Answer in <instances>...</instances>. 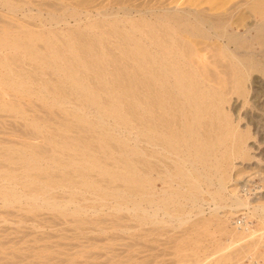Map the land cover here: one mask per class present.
Returning a JSON list of instances; mask_svg holds the SVG:
<instances>
[{
    "label": "bare ground",
    "instance_id": "1",
    "mask_svg": "<svg viewBox=\"0 0 264 264\" xmlns=\"http://www.w3.org/2000/svg\"><path fill=\"white\" fill-rule=\"evenodd\" d=\"M50 2L0 0L9 20L17 19L18 14L36 20L12 18L17 23L0 24V114L9 109L23 117L31 111L32 116H25L33 118H21L25 122L16 126L18 130L12 128L18 134L14 132V139L3 138L9 131L0 137V144H7L0 146V180H22L24 187L34 191L27 197L35 200L31 206L40 200L37 193L50 187L74 182L66 202L74 203L75 199L80 201V196L75 197L77 192L91 194L107 180L116 182L109 193L100 189L97 193L101 200L110 201L108 196H112L116 201L113 215L121 220H108L123 222L122 217L127 215L125 220L136 222H129L135 225L133 228L145 230L139 234L135 229L147 242L154 241L156 234L166 235L164 244L160 242L162 250L156 255L152 252L153 257L171 255L175 262L186 264L205 248L199 244L213 232L228 235L227 245L238 247L233 253L214 257L209 264L256 255L257 248L264 245V204H247L234 188L228 189L234 160L249 159V129L233 124L226 104L233 95L245 101L250 84L254 94H261L258 105H264V83L253 75L264 70V0H159L137 17L131 16L132 6H123L119 9L125 29L115 23L88 26L91 30L100 27L99 32L83 31L79 22L62 29L59 24L65 25L66 18L77 13L76 4L62 2L57 6ZM43 6L48 9L42 15ZM113 18L106 11L102 15V21ZM6 113L1 116H8ZM13 114L9 112L11 118ZM18 117L14 120L17 123ZM106 151L114 155L111 163ZM5 160H12L22 171L2 170ZM44 163H53V169L47 171ZM0 193L4 202L16 195L13 188ZM204 194L214 203L212 218L200 215L204 211L199 207V217L195 212L196 219L190 221V209ZM218 208H225L222 215L220 209L217 214ZM119 209L135 219H127L129 213H117ZM238 214L249 219L259 217V227L255 226L257 230L261 226V233L253 234L256 228L249 231L250 226L241 231L235 225L227 227L222 216ZM127 221L120 223L121 228ZM157 221L164 224L150 226ZM164 225L171 226L172 231L165 230ZM137 239L134 242L131 238L134 243L129 240L127 245L125 241L126 247L122 243V253L134 245L135 250L143 247L144 242ZM216 239L211 241L213 249L223 245ZM129 253L119 258L120 263L128 264L137 257L130 249ZM119 260L116 258L115 264ZM142 262L155 264L150 258Z\"/></svg>",
    "mask_w": 264,
    "mask_h": 264
},
{
    "label": "rangeland",
    "instance_id": "2",
    "mask_svg": "<svg viewBox=\"0 0 264 264\" xmlns=\"http://www.w3.org/2000/svg\"><path fill=\"white\" fill-rule=\"evenodd\" d=\"M25 1H27V0H25ZM65 1L67 2L68 0H52V2H50V4L52 3L53 5H57V6H60L62 2H64L65 4H71V5L73 4L74 6L76 4L75 7L77 9V13L72 17H69V18L67 17L66 21H68V23H65V25H64V22H62V24H59V26L62 29H64L65 27H67V28L71 27V25L74 26L75 24H77V22H79V23H81L79 28H83V31L88 32L90 30L91 32H99V31H101L100 27H95L91 30L88 28V26L95 24L97 22L98 23H100V22L101 23H109L110 25H113V23H115L120 28H122V30H124L125 29V27H124L125 22H124L123 13L121 10L123 6H129V7L132 6L133 9H131V16L137 17L138 13L141 12V10H146L151 6L153 7L155 5L154 2L157 3V1H159V0H83V1L79 0L82 4L77 0H73L75 2H73L72 0H69L67 3ZM70 1H72L73 3ZM76 1L81 5L80 6L77 5ZM162 1H164V0H162ZM29 5L30 6L32 5V7H33L32 3H30ZM145 7H147V8H145ZM119 8H121V9H119ZM47 9H48V7L46 6L45 10H43V12L41 11L42 15H43V13H45V11ZM0 10H1L0 12H2V10L4 11L3 8L2 9L0 8ZM34 11H35V9L31 10V12H33V13H34ZM101 11H102V13H100ZM105 11L114 15L115 18L102 21V15L105 13ZM4 12H6V10ZM4 12H2V13H4ZM2 13H0V15H1L0 16V21H1L0 24L4 25V26H5V23L7 25V22H8V24H10V23L15 24V22L20 21L21 18L23 20H27L29 22H35L36 23V20L26 19V18L22 17V14H18V13H17L18 14L17 19H18V16L21 15V16H19L20 19L17 20L15 17H12L14 20H16L14 22V20L12 18L10 20L8 19L9 16L7 14L4 13L5 16H3L4 14H2ZM107 17L108 16H105V18H107ZM4 20H6V21H4ZM18 24H19V22H18ZM57 28H58V26H57ZM110 46L112 47V45H110ZM38 67L40 69H42L43 65L39 64ZM263 71H264L263 69H260L259 72L258 71L253 72V75L255 74L264 83V72ZM259 95H261L260 92L258 94H254V90L251 88V85L249 84V93H248L247 99L245 101H243V99H241V98L237 99L236 96L233 95L230 102L227 103L228 105L226 104V110L229 111V114L231 113L230 116H231V119L233 121V124L238 126L237 127L238 129H244V130L249 129V131H247L248 135H249V139H248L247 145H246L247 151L249 152V159L234 160L233 165H235V166L231 171V181L227 184V186H228V189H230V190H231V188H234V190H235L234 193L237 194L238 196H240L241 198H246L247 199L246 202H249L247 204H250V205H255V203L257 204L260 201H262V203L264 204V105H261V104L258 105L259 100H262V97H260ZM37 102H38V104H41V103H39L40 102L39 100ZM56 109L57 108H55V110ZM8 110H5L4 112L6 113ZM4 112H3V110H1L0 131L2 129L3 130L5 129V130H4V132L3 131L0 132V137L6 133L5 131H9V133L10 132L13 133L12 135H11V133L10 134L6 133L5 137H3L5 139L7 137H9L10 139L11 138L14 139V132L16 135H18L16 133V131H14V129L18 130V128H16V126L18 125V127H19V125L23 124L22 123L23 121L25 122V120H22L21 118L25 117L26 120H27V118L28 119L31 118L27 121L33 120L32 117H29V116H32L30 114L31 111L30 112L27 111V113L30 114L28 117H26L27 113H25L26 116L23 115V117H20V114L16 115L15 112L10 111V110L7 112L8 116H6V115L1 116L2 114H4ZM9 112H11V114L14 113L13 118H11L12 115H11V117L9 116ZM57 112L60 113V110ZM16 117L19 118V119L17 118V121L19 124L14 121L16 119ZM45 117L46 116H44V118ZM237 120H239V122ZM12 128H14V129H12ZM113 128H115V127H113ZM116 128H118V126H116ZM7 140H8V138H7ZM112 142L118 145V143H116L115 141H112ZM6 145L7 144H5V142L0 144V146H2V147L6 146ZM16 147H18V146H16ZM106 155L109 156L107 161L109 163H111V159L114 157V155L108 151H106ZM3 163H4V167L1 168L2 170L8 168L10 170V172L13 171L14 173H19L22 171V168L18 169V168L14 167V163L12 160H5V161H3ZM45 164L46 163H44L43 165H45ZM52 165H54V164L53 163L46 164L47 171H51L53 169ZM82 169H80V170H82ZM21 181L22 180L16 181L14 179H10L9 181L0 180V192L4 191L6 189L10 190L11 188H13L14 192L16 191V195L14 193V196L13 195L8 196L7 200L5 202L2 201V199L0 198V264H115L116 258H118V260L120 258V260H121V258H122L121 256L123 254H125V252H126V254L129 253V249H130V252H132L131 254H133L137 250V249L135 250L136 245H134L135 248H133L134 246H132V248L135 251L134 250L132 251V248H129V249L127 248L128 250H126L124 253H122L123 248L126 247L127 244H129L127 242L129 240H130V242H133V241L135 242V240L138 238V236L140 237L139 234L141 232H145V230L143 229L144 231L142 230L140 232L142 227L138 228L139 226L136 227L137 229H139L138 230L139 232L137 230H135L136 228H133V227H135L134 224H136V222L134 223V221L125 220L127 217L126 214L129 213V217L127 219L132 218L133 215H130V212L123 215L122 213H123L124 209H122V210L119 209L120 212H117V213H120L122 216L126 215L125 219H124V217H122V220H124V221L123 222L117 221L118 223H116V222H114L115 221L114 220L111 222H114L116 224H114V223L112 224L108 219L113 218V217L115 219V217H117V215L114 216L115 212H116V207H115L116 201H115V199L112 198V196H108L109 198L111 197L110 201L108 200V198H107V200L105 198L101 200L100 196L97 195L98 189H100L101 192H108L109 193L114 188V186L116 185V182H109L108 180L105 181L103 186H98L97 188L93 189V191L91 193L92 195L89 192H85V193L83 192L81 194H80V192H77L79 195L77 193H75V195H78L75 197L80 196L79 198H77V199H80V201L76 200V199L74 200L75 202L77 201V204L74 202L76 205V208H75L73 201H71L72 203H66L68 201V199L70 198V194H72L70 192L74 188V182H68L66 186H62V187H50L41 193L38 192L37 194H38L39 199H40L39 201L43 204L47 203V206H45V205L42 206V204L38 201V199L36 200V203L34 204L35 206H31L30 203L33 200L31 201L32 198L30 199V197L29 198H27V197L29 195L33 194L34 191L30 190L29 187H24V184H21ZM45 184H47V182L46 183L44 182V185ZM158 187H159V185H158ZM76 190L77 189H75V191ZM18 192H20L21 194L26 196V197H24V196L23 197L26 198L28 202L25 199H22L21 194H18ZM39 194L42 195V197L47 198L49 200V202L51 201L50 204H48L49 202L47 199L44 200L43 198H41V196ZM89 194L91 196H89ZM17 195H19L22 200H19V196L17 197ZM204 195H203L202 200L199 199V201L194 204L193 209H190V211H191L190 212V218L188 217L190 221L193 218L196 219L195 212L197 213V209H199V207L202 208L201 210L204 211V212H202V214L200 213V215H204V217L207 216V218H212L211 217L212 215L210 216V213H212V212H210V211H211V208L214 206V203H213L210 195H207V194L205 196ZM41 199H43L44 201H41ZM52 199H53V201H58L57 202L58 204L55 202L58 207L55 206L56 205L55 203L52 205V203H53ZM34 201L32 202V205H33ZM113 202H114L115 206L113 205ZM189 205L190 204H188V207H189ZM59 206H61V207H59ZM112 206H114V207H112ZM105 207H107V209ZM78 208H80V209H78ZM100 208H102V209H100ZM112 208H114L115 211ZM73 209H75V210H73ZM77 209H78V211H77ZM219 209H220V215H222V212L225 211V208H218L217 214H219ZM74 211H76V212H74ZM242 211H245V210H242ZM242 211H240V212H242ZM125 212H127V210ZM105 213H107V214L105 215ZM120 214H118V215H120ZM197 215H198V213H197ZM243 216H244V214H238L236 216H227L226 215V216H222V217H224L223 219H225V224L227 227H232V225L234 227V225H235V227H237V229L239 231H241L243 228L250 226L249 231H252V228L253 229L256 228V229H254L256 231L253 234L261 233V231L259 230L261 228V226L258 229L259 231L257 230V227H259L258 221H260L259 217H255L256 219H254V217L249 219L248 217L244 216L247 218V219H245V218H243ZM198 217H199V215H198ZM228 217H229V219H228ZM105 218H107V219H105ZM117 219L121 220V217L118 216ZM132 219L133 220L135 219L134 216ZM246 220H247L248 224H247ZM125 221H127L128 224H130L129 223L130 221L133 222L134 224H132L133 226L130 224L131 227L129 225L130 229L128 228L127 223L125 224V228H124V225H122L123 228H121L120 223L122 222L124 224ZM157 222H156V224L154 223V224H151L150 226L155 225V227H158V226L164 224V222L162 223L161 221H157ZM159 222H161V223H159ZM117 224L120 225L119 228L117 227L118 226ZM173 224L177 225V223H173ZM186 225H188V223H186L184 226H186ZM255 225L256 226L258 225V226L256 227ZM144 226H143V228L147 227V225L145 227ZM164 226L166 228L165 230H167V229L169 230V228H170L171 230H169V231H172L171 226H169V225H164ZM241 226H242V228H241ZM126 228L129 229L128 231H129V233H131V235L129 234V236L132 238V240L134 238L133 241L131 240L130 237H128V235H127L128 232H127ZM131 228L134 231H136V233H133ZM147 228H150V227L148 226ZM176 230L178 231V230H180V228H177ZM261 230H262V228H261ZM120 231H121V233H120ZM262 231H264V228ZM116 232H119V233H116ZM122 232H124V233H122ZM120 234H123L122 235L123 238L127 236L126 237L127 240H126V238L122 239V236H120ZM132 234L133 235L135 234V235L132 236ZM142 234H141L142 237L138 238L137 242H139V241H140V243L144 242L145 246L142 245L143 247H140V246H139L140 248L137 247L138 250H137V252H135L136 256H137L135 258L137 259V261H139L138 262L139 264H140V261L142 262L146 258H147L146 260H148L150 258V260L154 261L153 263H155V264H157V263L158 264H160V263L161 264H163V263L164 264H173V263L185 264L184 262L183 263L182 262H179V263L175 262L174 261L175 259L172 260L173 258L171 255L170 256L169 255H167V256L160 255V256L153 257L154 255L158 254V253H156V251L158 252L159 250H162V249H159V247L163 248V244H164L163 241H166V240H164L165 238L167 239V237H165L166 236L165 234H164L165 235L164 237L162 235L158 236L156 234L155 237L157 236L156 238L159 237L160 239L158 238V240L156 241L155 240L156 238H155V239H153L154 241H151L152 243L147 242L145 239L146 237L144 238ZM136 235H137V238H136ZM209 236H211V237H209ZM205 238H206V240H203L204 242L199 244L200 246L205 245V248L204 247L202 248V250L203 249L204 250L203 251L200 250L199 251L200 253H198L197 255H193V258H191V259L189 258L187 261H185L186 264H201V263L202 264H207V263L209 264V262H211V260H214V257L216 258L217 256L225 254V253L230 254L233 251V249L236 248L235 246L238 247V245H235V246L227 245V242L230 241V237L228 235H222V234H219L217 232H213L211 234H208V237L206 236ZM121 239H122V241H121ZM143 239H144V241H143ZM214 239H216L215 241H217V242L221 241L223 243V245H221V248H219V247L216 248L218 250H216L215 248L213 249V245H212L211 241L213 242ZM207 240L209 242H207ZM115 241H116V243H115ZM125 241H126V245L124 244ZM109 242L111 244H109ZM160 242H162L163 244ZM122 243L124 244L123 245L124 247L122 246ZM133 243H131V244H133ZM207 243H208V246L206 245ZM148 244H150V245H148ZM224 244H226V246ZM110 245H111L112 250L109 249ZM138 245H140V244H138ZM146 245L148 248L146 247ZM106 246H108V247H106ZM116 247H118V248L116 249ZM120 248H122V249H120ZM156 248H158V250ZM209 249H211V250H209ZM229 251H230V253H229ZM234 251H235V249H234ZM258 251H260L259 254H257ZM117 252H119V253H117ZM142 252H143V254H142ZM121 253H122V255H121ZM151 253L154 255H152ZM116 254L117 255L119 254L120 256L118 255L119 257H117ZM256 255L255 254L252 255V253L244 254L243 256H240L239 258L235 257L234 259L232 258V260L230 259L228 262L226 261L225 264H264V245L263 244H261V246H259L257 248ZM111 256H113V257H111ZM143 256H144V258H143ZM140 257L143 259H140ZM135 258L133 259V261H129V263L128 262L127 263L130 264V262H131V264H132V262H134L133 264H137V262L134 261V260H136ZM151 258H153V259H151ZM158 258H159V260H158ZM163 259H165V260H163ZM120 260H119V262L117 261V264L120 263ZM161 260H163V261L160 262ZM145 261H143V262L145 263ZM202 261H204V262H202ZM120 264H122V263H120Z\"/></svg>",
    "mask_w": 264,
    "mask_h": 264
}]
</instances>
